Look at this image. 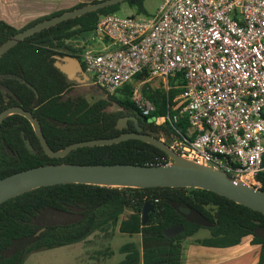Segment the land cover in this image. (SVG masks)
Segmentation results:
<instances>
[{"label":"trees","instance_id":"obj_1","mask_svg":"<svg viewBox=\"0 0 264 264\" xmlns=\"http://www.w3.org/2000/svg\"><path fill=\"white\" fill-rule=\"evenodd\" d=\"M100 1L104 0L82 2L70 10ZM125 3L137 9L139 14L144 12L143 0H127L39 32L0 58V114L10 107H21L32 113L54 151L74 143L112 139L136 132L134 121H129L128 128L123 130L116 128L120 119L140 114L132 101L133 83L113 95L106 93L107 99L91 103L80 96L69 97L77 84L70 82L55 67L57 56L70 55L81 60L83 49H77L75 42L89 38L101 17L117 14ZM64 12L36 19L22 29L0 22V46L19 32ZM143 79L144 75L140 74L133 82ZM169 84V91L145 87L146 98L156 107L155 113L145 118L166 115L169 105L183 92L180 79L177 83L171 80ZM115 105L119 109L110 111L109 108ZM139 127L142 133L160 139L162 134L171 136L174 128L185 132L189 126L182 119L164 126L139 121ZM22 133L35 153L27 149ZM170 142L167 140L168 144ZM170 161L166 153L139 140L80 148L64 158H50L31 123L21 115L8 117L0 131V179L44 165L157 166ZM257 180L264 191V171ZM148 201L155 204L157 214H150L148 224L144 226L143 209ZM181 208H188L190 214L182 213ZM128 211L127 218H122ZM175 225L184 226V232L173 239L161 235ZM42 229L44 231L38 234ZM112 229L130 236H143L141 245L127 243L121 248L125 258L118 264H182L184 241L201 230H207L210 236L196 243L207 247H232L252 236V243L261 246L260 264L264 262V215L214 192L65 184L39 188L0 205V264H25L33 252L87 242L92 234H107Z\"/></svg>","mask_w":264,"mask_h":264},{"label":"built area","instance_id":"obj_2","mask_svg":"<svg viewBox=\"0 0 264 264\" xmlns=\"http://www.w3.org/2000/svg\"><path fill=\"white\" fill-rule=\"evenodd\" d=\"M82 42L75 45L83 49L82 66L106 93L113 95L144 75L132 92L143 117L156 111L145 87L161 79L159 88L169 91V82L180 79L183 92L153 123L185 119L187 131L174 128L171 135L178 154L261 188L264 0H163L154 15L101 17Z\"/></svg>","mask_w":264,"mask_h":264},{"label":"water","instance_id":"obj_3","mask_svg":"<svg viewBox=\"0 0 264 264\" xmlns=\"http://www.w3.org/2000/svg\"><path fill=\"white\" fill-rule=\"evenodd\" d=\"M127 0H104L100 2L88 3L85 6L69 10L61 15L46 19L31 26L0 46V58L8 53L12 48L25 41L27 38L42 32L46 29L55 27L63 22L82 17L88 13L96 12L101 9L111 7ZM55 67L62 72L70 82L75 84L91 83L96 86L93 79L88 75L80 61L73 56L56 57ZM25 83L24 80H22ZM98 87V86H97ZM103 91L104 99H107L106 92ZM6 94L7 90L2 89ZM37 93V92H36ZM37 98H39V95ZM69 96V95H68ZM71 97V96H69ZM74 98V97H72ZM119 109L118 105L112 106ZM112 107L109 108L110 111ZM12 115H21L25 117L32 125L37 137L40 140L44 152L50 158H64L72 151L87 147H102L119 144L128 140H139L144 143L155 146L170 158V162L165 165L142 166L131 164H115V165H77V164H58L44 165L31 168L25 171L15 173L0 179V205L3 203L26 194L30 191L65 184H83L100 186L107 188H188L202 189L214 192L221 197H225L236 204L245 206L251 210L257 211L264 215V191L253 186L247 185L240 179L231 177L226 171L208 165L204 162H198L178 154L167 140L171 141V136L162 134L158 139L150 133H142L139 127V121L153 122L141 114L133 117L122 118L118 121L116 128L123 130L128 128L129 121H134L137 131L134 133H124L119 137L112 139H97L84 141L69 145L63 150L54 151L47 143L42 132L39 121L32 113L25 111L21 107H10L0 114V131L3 122ZM27 149L31 153H35L34 147L25 134L22 133ZM181 212L188 215V208H181ZM150 214H157L156 206L151 201L146 202L143 209V225L148 224ZM185 230L182 225L169 227L161 234L167 239H173L183 233ZM44 229L38 232L40 234Z\"/></svg>","mask_w":264,"mask_h":264},{"label":"rangeland","instance_id":"obj_4","mask_svg":"<svg viewBox=\"0 0 264 264\" xmlns=\"http://www.w3.org/2000/svg\"><path fill=\"white\" fill-rule=\"evenodd\" d=\"M163 0H143L144 12L139 14L137 9L130 7L128 4H123L120 11L117 13L119 16H148L154 15L159 10ZM86 42V41H85ZM83 44L82 41H76L75 45ZM86 46L95 47L91 41L85 43ZM81 61V60H80ZM161 79L152 80L148 86L155 90L161 87ZM134 86H138V82H132ZM71 97H83L94 103L104 97L103 91L99 87L92 85L90 82L87 84L76 85L71 93ZM116 107H112L115 110ZM129 211L123 215L122 218H127ZM190 214V213H189ZM188 214V215H189ZM210 233L207 230H201L195 236L187 239L183 243L184 247L188 243H196L198 240L207 239ZM142 235H124L118 229H112L109 233L97 232L92 234L87 242H81L70 246L59 247L54 249H43L31 253L25 264H118L125 256L120 252L121 248L127 243L142 244ZM108 252L113 254L107 255ZM107 253V254H106Z\"/></svg>","mask_w":264,"mask_h":264},{"label":"crops","instance_id":"obj_5","mask_svg":"<svg viewBox=\"0 0 264 264\" xmlns=\"http://www.w3.org/2000/svg\"><path fill=\"white\" fill-rule=\"evenodd\" d=\"M90 1L0 0V22H5L17 29H22L36 19L59 11H67L82 2ZM94 48H96V45ZM252 240V236H247L242 239L240 244L226 248L207 247L192 242L188 243L184 247V260L182 264H260L261 246L254 245Z\"/></svg>","mask_w":264,"mask_h":264}]
</instances>
